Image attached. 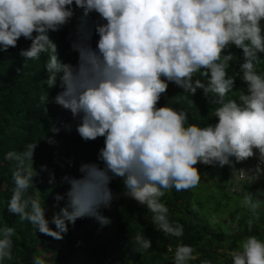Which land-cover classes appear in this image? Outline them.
<instances>
[{
	"label": "clouds",
	"instance_id": "9594fccd",
	"mask_svg": "<svg viewBox=\"0 0 264 264\" xmlns=\"http://www.w3.org/2000/svg\"><path fill=\"white\" fill-rule=\"evenodd\" d=\"M76 8L85 16L96 15L98 39L93 47L90 35L78 27L74 39L70 34L76 63H65L49 34L67 26ZM21 38L31 45L20 50L24 62L17 72L47 53L45 84L61 89L52 102L70 111L83 141L103 138L96 162H81L79 176L62 177L68 188L55 195L59 210L50 219L35 186L36 178L49 171L47 165L34 168L37 144L6 154L5 159L16 160L6 211L36 233L62 240L69 225L86 217L106 226L111 220L101 210L124 197L152 214L156 231L180 238L184 226L169 220L162 197L172 189L198 187L207 175L199 165L228 166L253 183L264 177V70H259L264 65V0H0V53L17 48ZM233 47L241 54L235 76L228 73ZM237 77L244 88L235 98ZM170 84L182 89L172 99L182 96L189 105L194 104L189 96L199 90L215 105L216 122L190 123L186 109L170 106L172 99L160 106ZM41 98L48 102V94ZM61 129L71 132L72 125L52 124L49 131ZM250 159L258 161L254 167L236 168ZM113 181L120 182V193L113 191ZM54 182L49 171L48 183ZM241 206L259 220L264 198L248 192ZM233 229L238 231L237 225ZM15 234L14 227L0 226V264L13 261ZM152 243L137 234L132 251L148 250ZM194 253L193 246L178 244L173 264H190L198 258ZM230 256L231 264H264V238L244 237ZM31 264L47 261L34 255Z\"/></svg>",
	"mask_w": 264,
	"mask_h": 264
},
{
	"label": "trees",
	"instance_id": "16d2710c",
	"mask_svg": "<svg viewBox=\"0 0 264 264\" xmlns=\"http://www.w3.org/2000/svg\"><path fill=\"white\" fill-rule=\"evenodd\" d=\"M95 14L84 15L82 8L75 9L72 21L61 31L49 35L58 46L60 59L65 63H76L77 54L70 48L71 38H75L78 27L90 35L89 43L95 46L98 39L94 31ZM31 41L20 39L17 48L0 53V226L15 228L13 237V261L5 264H31L33 256H40L47 264H173L175 248L183 243L195 248L198 258L190 264H200L209 260L211 264H231L230 253L238 249L240 241L248 235L264 238V208L260 211V219H254L249 211L241 206L243 196L248 192L264 198V177L258 182L246 181L236 172L232 174L228 166L199 165L200 171L206 173L198 187L176 192L175 189L165 193L162 201L169 209V220L184 226V234L180 238L165 236L156 231L152 224V214L136 201L120 197L102 214L109 217L111 223L101 227L94 218L78 219L75 226L69 225V231L62 240L36 233L28 223H21L19 218L10 215L7 203L14 187L12 172L16 165L13 157L5 159L8 153H19L29 143L37 144L34 153V168L47 165L54 172L55 182L49 184V171H45L35 180L40 191L41 203L47 208L46 216L50 219L55 207L54 197L63 195L68 188L62 184L65 174L79 176L81 162H96L99 148L103 146V138L85 142L75 131L76 121L70 111L52 102L61 91L59 86L48 88L44 69L48 54H42L39 60H30L20 74L17 69L24 62L19 55L21 49H27ZM234 60L230 62L229 75L238 73L240 50L233 47ZM259 70H264V65ZM198 78L203 79L197 74ZM244 85L237 77L234 97L238 98ZM182 93V89L170 84L166 97H162L160 106ZM48 94V102L42 96ZM230 94L229 98H234ZM194 104L189 105L182 96L169 101L170 106L184 108L188 111L189 122L204 125L215 123L213 109L203 94L198 90L193 97ZM72 125V131L63 129L58 134L49 131L52 124ZM47 138L55 142L49 144ZM252 159L236 168H243ZM69 161L72 162L71 166ZM238 179H236V177ZM114 192H121L119 181H113ZM36 193V189H30ZM45 202V203H44ZM64 201H61L63 206ZM213 216L216 222L213 223ZM252 220V229L248 223ZM237 225L238 231L233 229ZM55 227L54 225H51ZM137 234L151 238L152 248L141 249L139 253L132 251L131 241ZM79 242V243H78Z\"/></svg>",
	"mask_w": 264,
	"mask_h": 264
},
{
	"label": "rangeland",
	"instance_id": "374dc122",
	"mask_svg": "<svg viewBox=\"0 0 264 264\" xmlns=\"http://www.w3.org/2000/svg\"><path fill=\"white\" fill-rule=\"evenodd\" d=\"M252 167H253V165H252V160H251V162L248 163L247 165H245L243 168L248 169V168H252ZM234 175H235V173H234ZM235 177H236V179H238L237 176H235ZM243 179H246V181H251L250 179H247V178H243Z\"/></svg>",
	"mask_w": 264,
	"mask_h": 264
},
{
	"label": "built area",
	"instance_id": "2783aa9c",
	"mask_svg": "<svg viewBox=\"0 0 264 264\" xmlns=\"http://www.w3.org/2000/svg\"><path fill=\"white\" fill-rule=\"evenodd\" d=\"M257 160L256 159H252V165L253 167L257 164ZM239 169V168H238ZM236 174L240 177V178H244L241 176V173L239 171H236Z\"/></svg>",
	"mask_w": 264,
	"mask_h": 264
}]
</instances>
